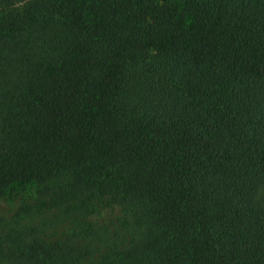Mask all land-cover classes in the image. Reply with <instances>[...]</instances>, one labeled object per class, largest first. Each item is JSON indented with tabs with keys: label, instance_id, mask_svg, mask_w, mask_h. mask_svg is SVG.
I'll return each mask as SVG.
<instances>
[{
	"label": "trees",
	"instance_id": "trees-1",
	"mask_svg": "<svg viewBox=\"0 0 264 264\" xmlns=\"http://www.w3.org/2000/svg\"><path fill=\"white\" fill-rule=\"evenodd\" d=\"M6 202L0 264H264V0H0Z\"/></svg>",
	"mask_w": 264,
	"mask_h": 264
},
{
	"label": "rangeland",
	"instance_id": "rangeland-1",
	"mask_svg": "<svg viewBox=\"0 0 264 264\" xmlns=\"http://www.w3.org/2000/svg\"><path fill=\"white\" fill-rule=\"evenodd\" d=\"M17 204L16 203H0V215L2 216H11L14 213V210L16 209ZM118 214L117 208H108L105 210H102L100 215H98V218L100 220H107V219H113ZM68 227L66 225H61L60 227L56 228L55 230H51V233H65L67 232Z\"/></svg>",
	"mask_w": 264,
	"mask_h": 264
}]
</instances>
